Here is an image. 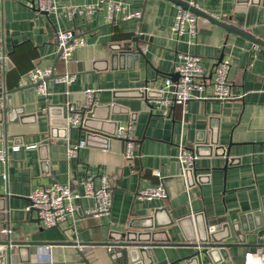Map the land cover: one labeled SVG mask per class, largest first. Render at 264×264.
Here are the masks:
<instances>
[{"label": "crops", "instance_id": "1", "mask_svg": "<svg viewBox=\"0 0 264 264\" xmlns=\"http://www.w3.org/2000/svg\"><path fill=\"white\" fill-rule=\"evenodd\" d=\"M98 1L60 0L62 5L79 7ZM105 1L122 3L128 12H142L143 17L123 21L122 15L116 14L109 23L104 10L94 17L57 20L53 15L37 11V0L0 2V47L7 57L0 103L9 96L13 107L23 110L5 117L4 136L0 134V149L6 146L9 157L7 164L0 163V241L10 237L14 242L36 243L25 252L24 264H114L107 247L100 245L107 241L109 231L141 232L139 229L149 227L150 223L152 227L165 226L173 220L174 227L166 231L174 243H180L184 238L177 225L179 221L201 214L204 219L200 221L214 224L229 213H250L264 204V47L202 21L196 40L188 35L178 38L172 28L181 6L168 0ZM197 2L202 11L219 21L264 41V0ZM59 29L75 30L86 40V46L76 50L68 65L61 59L57 62ZM141 35L146 39L136 43ZM129 44L134 55L138 49L142 51L138 59H113L119 47ZM178 53L200 57L209 74L219 59L229 60L234 99L193 100L186 110L176 104L169 118L152 110L148 99L158 98L156 91L163 90L165 80L174 74ZM48 68L54 69L56 75L76 74L77 79L71 86L49 84L48 97L20 87L28 73ZM144 87L156 93L143 98L140 89ZM92 88L101 90L96 105L120 107L106 126L109 134L90 137L85 129H72L67 140H52L49 148L40 150L51 140L48 120L38 114L52 110L58 115L64 110L66 118L68 106H82L84 92ZM207 92L211 93L210 87ZM121 126H131L130 134L136 142L137 156L132 163L124 158L126 142L116 137ZM202 137L208 140L217 137L220 146L229 148L234 163L227 168L225 159L214 153L209 157V150H202L192 170L193 180L178 158L180 146L193 151ZM80 142H85L86 147L70 161L67 148ZM16 145L22 147L18 153L11 150ZM33 145L38 149L25 150V146ZM45 157L49 168L43 165ZM48 171V175L44 174ZM103 176L110 178L114 190L110 217L86 216L94 202L82 199L77 202V213L60 227L43 228L37 213L31 209L30 197L36 188L61 183L70 185L75 193H82V181L93 179L98 187ZM162 184L167 199H138L139 191ZM160 209L166 212L158 213L152 221ZM262 222L261 217L254 218L252 225L259 227ZM6 228L9 235L2 233ZM246 243L264 244V228L248 235ZM45 247L51 249L52 263L37 262L38 249ZM192 253L193 249L182 247L155 248L154 264H186L184 259ZM248 253L264 257V251L255 246L233 248L227 258L203 257V264H245ZM115 264L124 261L120 259Z\"/></svg>", "mask_w": 264, "mask_h": 264}, {"label": "built area", "instance_id": "2", "mask_svg": "<svg viewBox=\"0 0 264 264\" xmlns=\"http://www.w3.org/2000/svg\"><path fill=\"white\" fill-rule=\"evenodd\" d=\"M185 1L190 6L200 9L197 0ZM36 9L48 16L53 15L57 20L64 17L70 21L76 17H94L104 10L107 12L106 20L109 23L114 21L116 14L122 15L123 21L141 20L143 17L142 12H128V7L122 3L105 0L82 7L65 6L61 4L60 0H37ZM200 21L210 24L208 20H201L199 16L180 7L172 31L178 38L188 35L191 39L196 40L199 34ZM56 42L58 51L61 53L60 59L66 65L70 63L77 49L86 46V40L75 30L59 29ZM4 62H7L6 56L4 57ZM200 62L201 58L197 55L178 53L174 63V74L179 75V80L174 81L171 77L165 80L164 89L156 91L163 96L156 99H148L151 109L157 110L161 116L169 118L172 115L171 110L176 104L183 105L186 110L188 103L193 100H217L225 102L234 99L232 95V83L229 79L231 62L227 59L222 60L212 70L211 74L208 73ZM50 79H52V83H62L71 86L76 81L77 75L69 72L56 75L55 71L51 68L45 70L36 69L22 78L20 87L26 88L34 85L36 86L35 90L37 94L48 97V81ZM208 87L211 88V93L207 92ZM100 91V89L96 88L86 90L84 92V103L80 109L73 105L68 106L66 120L69 130L78 129L82 126L84 113L90 111L96 105L97 94ZM140 92L144 95V98H147L148 94L154 92V90L144 87L140 89ZM0 107H5L4 100L1 101ZM130 131L131 126H121L116 133L118 139L126 142L124 158L127 163H132L137 156L136 142L131 136ZM85 147V142L69 146L67 148L68 159L71 161L77 158L79 151ZM21 149L20 145H16L11 150L14 153H18ZM36 149H38L37 145L25 146L26 151ZM178 158L187 174L194 169L198 159L194 151L183 145L180 146ZM8 160V148L4 146L0 149V163L7 164ZM157 174L159 175V173ZM5 179H7V176H5ZM81 185L83 187L82 193H75L72 191L70 185L61 183H54L49 187L40 186L33 191L30 197L31 209L37 213L43 228L52 229L60 227L70 216H74L77 213V202L82 199H92L94 202L93 208L85 212L86 216L95 218L111 216L114 190L110 178L108 176L101 177L98 187L94 184L93 179H86L81 182ZM137 197L140 200L146 201L165 200L168 198V193L162 184L158 188L139 191ZM2 233L9 235L10 230L6 228ZM107 250L114 264L116 261L123 259L122 247L109 246ZM50 253V247L38 249L37 262L52 263ZM245 264H264V257L248 253L245 255Z\"/></svg>", "mask_w": 264, "mask_h": 264}, {"label": "water", "instance_id": "3", "mask_svg": "<svg viewBox=\"0 0 264 264\" xmlns=\"http://www.w3.org/2000/svg\"><path fill=\"white\" fill-rule=\"evenodd\" d=\"M172 3L181 6L183 9L188 10L199 16L203 19L208 20L214 25H218L224 28L226 31L234 34H238L249 41L264 47V41L255 38L250 33H247L244 30H241L233 25L226 24L219 21L214 16L190 6V4L183 0H168ZM1 2V0H0ZM0 39H2L1 33V13H0ZM146 39L144 36H140L136 43ZM131 44L119 47V53L113 56L118 59L128 60L130 58L138 59L142 55L140 49L137 50L138 54L134 55L132 53ZM121 53V54H120ZM120 54V55H119ZM5 53L0 47V87L1 79L3 77V72L7 67V64L4 62ZM61 53H59L57 62L60 60ZM223 59H219V63ZM54 70V69H53ZM174 81L179 80L178 74L170 75ZM52 79L48 81L51 84ZM33 89L35 90L36 86L31 85L22 89ZM21 89V90H22ZM156 92H151L148 94L151 97L152 94ZM157 97L160 98L163 95L161 93H156ZM5 96V95H4ZM3 96V97H4ZM140 96L144 98V95L140 93ZM1 98V97H0ZM153 98V97H152ZM4 99V98H3ZM5 107H0V134L4 136V123L5 117L14 115L16 112L22 111L21 109L14 108L11 104V98L7 96L5 98ZM81 108V105L78 106ZM119 106L116 105H107V106H98L94 105L92 109L84 113V120L80 130H87L91 134L90 137H104L109 133H106V126L110 123L111 116L118 113ZM8 109L10 111H8ZM103 112V114H101ZM38 116H45L49 124V145H43L39 149H47L52 145V140H67L68 139V124L67 120L64 117V110L61 114L54 115L52 110H48L45 114L39 113ZM114 124V123H111ZM0 135V136H2ZM202 150H209L208 156H213V153L216 157H221L226 160V167H231L234 163V159H230L229 148L225 146H220L217 137H211V139L200 138L197 141V146L193 149L197 157L201 155ZM43 165L49 168L48 158L45 157L42 159ZM48 172L44 174L48 175ZM194 171H189L187 175L194 180ZM166 212L165 209H160L156 212L152 221L155 220L158 213ZM261 217L263 219L262 225L255 227L252 225L254 218ZM200 218L204 219L203 215L190 216L183 221L177 222V225L181 229L182 237L184 241L180 243H174L172 239L169 238V234L166 231L169 227H174L175 222L173 220L169 221L165 226L155 225L152 227L151 223L149 227L144 229H139L141 232L136 231H126V232H117L109 231L107 236V241L100 245H105L106 247L115 246L123 248V261L124 264H154L156 262V257L154 255L155 248L162 247H182L187 249H193L194 253L189 255L184 259L186 264H203V257H209L214 259V256H223L224 258L228 257V252L233 248H248L255 246L258 249L264 251V244L262 245H249L247 244L248 235L253 234L256 230H259L261 227L264 228V204L256 211L250 213L241 214L229 213L228 217L221 219L214 224H207L204 221H200ZM149 222L150 219L148 220ZM183 225V226H182ZM190 228H188L187 226ZM130 229H133V226H129ZM36 243L31 242H14L11 241L8 237L5 241H0V264H24L26 261L23 260L25 252L31 247L36 246ZM75 244L77 246L78 244ZM78 247V246H77ZM78 253L82 255L81 251L78 249ZM86 262V261H85Z\"/></svg>", "mask_w": 264, "mask_h": 264}]
</instances>
